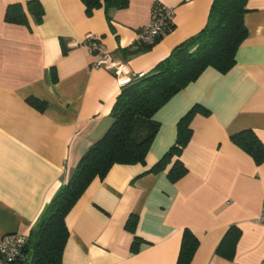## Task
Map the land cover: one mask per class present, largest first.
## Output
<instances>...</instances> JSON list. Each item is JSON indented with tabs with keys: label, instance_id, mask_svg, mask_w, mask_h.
I'll list each match as a JSON object with an SVG mask.
<instances>
[{
	"label": "crops",
	"instance_id": "0c3cea01",
	"mask_svg": "<svg viewBox=\"0 0 264 264\" xmlns=\"http://www.w3.org/2000/svg\"><path fill=\"white\" fill-rule=\"evenodd\" d=\"M26 1L0 0V236L29 234L112 122L121 85L110 69L93 65L85 36H97L130 73L144 74L204 27L213 0H128L110 19L102 7L86 15L81 0H39L41 22L28 13L25 24L4 20L9 4ZM155 2L172 8L171 27L137 50ZM246 9L234 65L224 73L206 67L173 95L153 115L158 129L144 161L114 164L72 206L61 264H176L184 229L198 240L189 264L264 263V161L256 164L230 139L251 129L264 145V0H247ZM30 96L44 108L28 104ZM195 104L208 113L193 116L179 156L186 173L171 181L176 157L151 168ZM131 215L133 230L125 227ZM230 228L239 230L232 248L224 239Z\"/></svg>",
	"mask_w": 264,
	"mask_h": 264
},
{
	"label": "trees",
	"instance_id": "16d2710c",
	"mask_svg": "<svg viewBox=\"0 0 264 264\" xmlns=\"http://www.w3.org/2000/svg\"><path fill=\"white\" fill-rule=\"evenodd\" d=\"M81 2L86 15H90L93 9L102 7L108 19L112 10L124 9L128 5V0ZM246 2L247 0H213L207 22L202 29L176 45L151 71L121 86L110 111L111 124L82 154L68 181L57 190L43 209L35 227L27 235L24 250L27 256L20 264H61L63 248L68 238L65 217L91 181L96 177L102 179L114 164L143 162L158 129V123L153 120L155 112L178 91L196 80L206 67L210 66L224 73L234 65L236 50L246 36L243 23ZM27 13L35 22H41L44 13L41 2L27 0L24 5L9 4L4 20L25 24ZM149 46L150 44H146L137 50ZM26 102L38 110L44 108V103L34 97H27ZM199 112L207 114L208 110L195 104L180 117L174 144L151 171L164 168L176 157L168 170L169 179L176 181L186 173V167L179 156L192 134L190 122ZM230 139L249 154L256 164L264 161V145L251 129L233 133ZM134 225L135 216L131 215L125 227L133 230ZM238 235L237 228H230L225 235V242H229L232 248ZM137 244L138 240L135 238L132 250L137 248ZM197 245L195 235L184 229L176 264H189ZM231 254L232 251L227 253L228 256Z\"/></svg>",
	"mask_w": 264,
	"mask_h": 264
},
{
	"label": "built area",
	"instance_id": "2783aa9c",
	"mask_svg": "<svg viewBox=\"0 0 264 264\" xmlns=\"http://www.w3.org/2000/svg\"><path fill=\"white\" fill-rule=\"evenodd\" d=\"M172 8L155 2L151 9V18L148 24L142 26L133 44L138 47L150 43L162 32L170 28L172 22ZM89 43V52L96 53L97 57L94 66H103L110 69L117 82L122 86L136 77H141L143 73H130L126 65L119 60L113 59L109 53L101 46L99 38L93 34H87L81 43ZM258 221L264 223V205ZM28 236L21 232H12L0 236V264H20L25 258V248ZM264 264V263H263Z\"/></svg>",
	"mask_w": 264,
	"mask_h": 264
},
{
	"label": "rangeland",
	"instance_id": "374dc122",
	"mask_svg": "<svg viewBox=\"0 0 264 264\" xmlns=\"http://www.w3.org/2000/svg\"><path fill=\"white\" fill-rule=\"evenodd\" d=\"M29 255H31V250L29 251Z\"/></svg>",
	"mask_w": 264,
	"mask_h": 264
}]
</instances>
